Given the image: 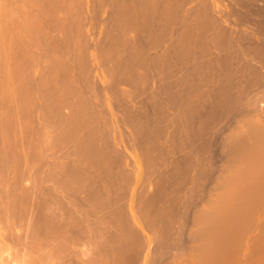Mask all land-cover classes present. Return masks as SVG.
Returning <instances> with one entry per match:
<instances>
[{
    "label": "bare ground",
    "instance_id": "bare-ground-1",
    "mask_svg": "<svg viewBox=\"0 0 264 264\" xmlns=\"http://www.w3.org/2000/svg\"><path fill=\"white\" fill-rule=\"evenodd\" d=\"M264 264V0H0V264Z\"/></svg>",
    "mask_w": 264,
    "mask_h": 264
},
{
    "label": "rangeland",
    "instance_id": "rangeland-1",
    "mask_svg": "<svg viewBox=\"0 0 264 264\" xmlns=\"http://www.w3.org/2000/svg\"><path fill=\"white\" fill-rule=\"evenodd\" d=\"M16 264H21L20 262L16 263Z\"/></svg>",
    "mask_w": 264,
    "mask_h": 264
}]
</instances>
